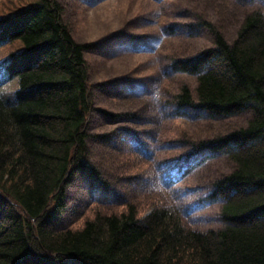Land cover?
Here are the masks:
<instances>
[{"label":"trees","instance_id":"1","mask_svg":"<svg viewBox=\"0 0 264 264\" xmlns=\"http://www.w3.org/2000/svg\"><path fill=\"white\" fill-rule=\"evenodd\" d=\"M204 26L214 46L170 65L195 79L194 96L184 85L174 103L209 118L250 113L191 145L232 163L209 194L222 228H188L174 207L140 217L130 204L57 230L77 172L106 186L87 147L93 46L74 40L58 0H0V264H264V15L246 14L231 42Z\"/></svg>","mask_w":264,"mask_h":264},{"label":"rangeland","instance_id":"2","mask_svg":"<svg viewBox=\"0 0 264 264\" xmlns=\"http://www.w3.org/2000/svg\"><path fill=\"white\" fill-rule=\"evenodd\" d=\"M58 1L74 40L93 46L84 53L94 107L87 147L106 186L77 172L56 229L80 228L95 213H118L130 204L140 217L174 207L188 228H222V201H210L209 194L232 163L219 153L193 154L191 145L243 127L250 113L209 118L176 106L173 97L184 85L194 96L195 79L170 65L214 46L205 23L233 41L246 14L264 15V0Z\"/></svg>","mask_w":264,"mask_h":264},{"label":"snow or ice","instance_id":"3","mask_svg":"<svg viewBox=\"0 0 264 264\" xmlns=\"http://www.w3.org/2000/svg\"><path fill=\"white\" fill-rule=\"evenodd\" d=\"M2 75H3V65L0 64V78H2Z\"/></svg>","mask_w":264,"mask_h":264}]
</instances>
